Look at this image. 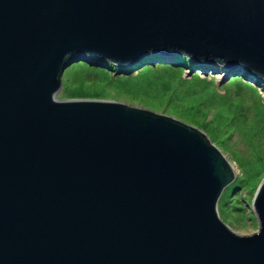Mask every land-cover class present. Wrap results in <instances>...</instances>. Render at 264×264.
Wrapping results in <instances>:
<instances>
[{"label": "water", "instance_id": "water-1", "mask_svg": "<svg viewBox=\"0 0 264 264\" xmlns=\"http://www.w3.org/2000/svg\"><path fill=\"white\" fill-rule=\"evenodd\" d=\"M242 65L264 79V0H0V264H264L219 199L240 163L203 123L58 94L83 56Z\"/></svg>", "mask_w": 264, "mask_h": 264}, {"label": "rangeland", "instance_id": "rangeland-1", "mask_svg": "<svg viewBox=\"0 0 264 264\" xmlns=\"http://www.w3.org/2000/svg\"><path fill=\"white\" fill-rule=\"evenodd\" d=\"M160 54L168 59L143 61L132 70L108 68L83 56L67 67L66 85L58 97L112 96L203 123V129L223 143V152L240 163L232 182L238 181L236 188L228 190L232 183L226 187L220 210L243 234L257 231L252 198L264 178V87L243 76L246 70L240 64H175L172 53Z\"/></svg>", "mask_w": 264, "mask_h": 264}, {"label": "trees", "instance_id": "trees-1", "mask_svg": "<svg viewBox=\"0 0 264 264\" xmlns=\"http://www.w3.org/2000/svg\"><path fill=\"white\" fill-rule=\"evenodd\" d=\"M167 55H169V54L167 53ZM172 56L173 57H171L170 61L173 62V63H175V64H179L181 62H185V63H188V64H193L194 63L189 57H186V56H183V55L172 54ZM165 58H166V56L161 55V54H152L151 56H146V57H143V58L137 60L136 62L130 64L129 66H117L113 62H111L109 60H104V59L100 60L99 63H101L102 65H105L108 68H117L119 70H123V68L125 70V68H127L126 70H132V69H135V67L138 64L142 63L143 61L150 60L151 63H154L152 61L155 60V61L159 62V61L164 60ZM166 59H168V58H166ZM163 62H166V61H163ZM196 64L197 63L195 62V64H193V65L195 66ZM243 72H244V75L243 76L252 78V81L254 83L258 84L260 87H264V79L263 78H259V77H256L254 75H251L250 73H248L246 71H243ZM243 76H241V77H243ZM237 183H238V181L235 182L234 184L232 183V185L228 186V190L231 191V192H233V187H234V185L236 186ZM234 188H236V187H234Z\"/></svg>", "mask_w": 264, "mask_h": 264}, {"label": "bare ground", "instance_id": "bare-ground-1", "mask_svg": "<svg viewBox=\"0 0 264 264\" xmlns=\"http://www.w3.org/2000/svg\"><path fill=\"white\" fill-rule=\"evenodd\" d=\"M127 66H129V65H127ZM236 178H237V176H236ZM236 178H235V180H236ZM235 180H234V181H235ZM223 192H224V191H223ZM223 192H222V193H223ZM219 200H220V199H219Z\"/></svg>", "mask_w": 264, "mask_h": 264}]
</instances>
